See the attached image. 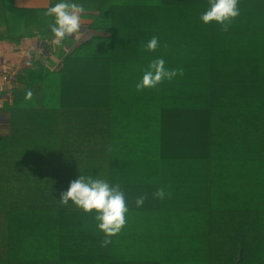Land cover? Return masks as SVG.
<instances>
[{"label":"trees","instance_id":"obj_1","mask_svg":"<svg viewBox=\"0 0 264 264\" xmlns=\"http://www.w3.org/2000/svg\"><path fill=\"white\" fill-rule=\"evenodd\" d=\"M91 1L57 46L51 6L0 0L1 39L41 41L0 88V264H264V0H239L227 32L201 21L208 0ZM157 58L183 75L137 91ZM81 175L125 193L106 247L60 203Z\"/></svg>","mask_w":264,"mask_h":264},{"label":"clouds","instance_id":"obj_2","mask_svg":"<svg viewBox=\"0 0 264 264\" xmlns=\"http://www.w3.org/2000/svg\"><path fill=\"white\" fill-rule=\"evenodd\" d=\"M238 5L239 0H208V8L201 14L200 19L205 25L216 23L220 25L221 31L227 32L240 15ZM83 13L82 5L69 0H61L47 8L44 16L53 18L49 28L53 33L55 45L64 46L66 40L79 39L82 34L81 15ZM159 47L160 42L156 36H153L145 45L149 52H155ZM142 72V79L135 86L137 91L155 89L165 80L171 82L177 75H183V69H167L163 58L151 60ZM31 96L32 93L28 92L26 99H30ZM154 195L163 199L166 195L164 188L158 189ZM167 195L170 197L171 193ZM60 196L61 205L68 206L71 201V204L81 209L85 215L94 213L96 228L104 234L102 247L110 244L111 238L119 235L127 225L129 208L125 193L119 184L110 185L105 179L81 175L78 179L71 181L67 191L62 192ZM145 199L144 195L138 197L135 201L136 206H142Z\"/></svg>","mask_w":264,"mask_h":264},{"label":"crops","instance_id":"obj_3","mask_svg":"<svg viewBox=\"0 0 264 264\" xmlns=\"http://www.w3.org/2000/svg\"><path fill=\"white\" fill-rule=\"evenodd\" d=\"M53 1L54 4H52L49 0H32L30 3L24 6L45 8L49 6H54L56 3H58V0ZM80 5L84 7V13L81 15L82 23L85 24L87 22H90L93 18L91 16H94L96 13V3L91 0H81ZM40 42L41 41H35L34 38L32 40L28 38L24 39L23 42L18 46V48H14L8 42L2 40L0 37V73H12L13 71H15L16 68L19 66V63L27 56L28 49L34 47L36 44L39 45ZM1 122L3 121L0 120V125Z\"/></svg>","mask_w":264,"mask_h":264},{"label":"rangeland","instance_id":"obj_4","mask_svg":"<svg viewBox=\"0 0 264 264\" xmlns=\"http://www.w3.org/2000/svg\"><path fill=\"white\" fill-rule=\"evenodd\" d=\"M13 1H14L15 4H19V5H27V4L30 3L32 0H13ZM49 1H51V3L54 4V1H53V0H49ZM91 17H94V16L92 15ZM26 45H28V44H26ZM26 45H24V46H26ZM23 49H24V48H23ZM55 61H56V58L53 57V58L51 59L50 63L53 65V64H55ZM21 62H22V61H21ZM21 62L19 63V67L22 65ZM17 68H18V67H17ZM3 130H4L3 127L0 128V133H1Z\"/></svg>","mask_w":264,"mask_h":264},{"label":"built area","instance_id":"obj_5","mask_svg":"<svg viewBox=\"0 0 264 264\" xmlns=\"http://www.w3.org/2000/svg\"><path fill=\"white\" fill-rule=\"evenodd\" d=\"M10 77H11L10 73H5V72L0 73V88L9 84Z\"/></svg>","mask_w":264,"mask_h":264}]
</instances>
